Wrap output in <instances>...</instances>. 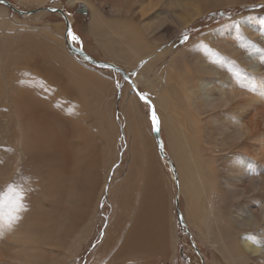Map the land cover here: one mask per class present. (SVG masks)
Segmentation results:
<instances>
[{
	"label": "bare ground",
	"instance_id": "bare-ground-1",
	"mask_svg": "<svg viewBox=\"0 0 264 264\" xmlns=\"http://www.w3.org/2000/svg\"><path fill=\"white\" fill-rule=\"evenodd\" d=\"M84 1L92 9L89 26L104 54L133 72L145 65L140 85L153 93L177 163L187 219L195 233L219 251L225 264H264L261 31L247 20L241 21V26L229 24L205 35L207 42L201 44L197 39L187 48L189 52H206L212 47L210 59L203 53L192 55L182 50L173 57L162 52L155 61V49L165 43L160 39L176 36L180 28L203 13L202 7L189 0H150L144 3L145 9L159 3L175 9L163 8L162 23L158 17L155 24L148 19L138 27L125 19L134 18L132 12L140 6L135 5L136 0H123L120 9L111 7L117 21L101 15L95 6L102 4L97 0ZM64 21L34 32L44 31L47 42L23 33L16 38L0 34V106L11 107L10 113L0 111V264H73L88 244L92 223L97 220L91 207L105 179L101 170H109L115 157L113 85L75 62L69 40L65 43V34L67 38L71 33L66 25L70 21L65 17ZM166 23L171 26L164 28ZM0 27L5 32L11 30L7 22H0ZM156 63L157 74L151 78L148 68ZM137 64L139 68L134 69ZM25 77L36 81L42 77L52 86L50 95L37 96L21 81ZM137 78L134 74L129 87L140 96ZM61 91L67 97L65 109L52 102ZM126 100L129 128L140 145L144 142V147L137 149L138 156H147L139 159L141 166L133 167L130 177L120 181L122 185L115 186L117 192L111 187L109 233L112 229L118 238L110 246L105 236L104 244L87 264L127 262L123 255L132 256L128 257L132 264H142L138 256L155 254L160 236L168 249L175 241H170L165 229L166 189L154 178L159 177V170L155 172L151 165L154 149L139 116V100L134 96Z\"/></svg>",
	"mask_w": 264,
	"mask_h": 264
},
{
	"label": "rangeland",
	"instance_id": "rangeland-1",
	"mask_svg": "<svg viewBox=\"0 0 264 264\" xmlns=\"http://www.w3.org/2000/svg\"><path fill=\"white\" fill-rule=\"evenodd\" d=\"M6 1L12 3L17 11H26L28 14L31 13V16L22 17V14L12 10V8L0 4V22H7L8 25L11 26V30H8V32H5V30L1 29L0 27V34L8 35L10 33L9 35L16 38L18 34L23 33V35L28 38L34 37L44 41V31H40L39 33L38 31L37 33L34 32L46 24H49L54 28V25L66 22L64 21L63 15L59 13L44 12V10L47 8H59L62 9L65 15H67L69 18L68 20L70 22L66 23V25L71 27V33H74L76 37V39L73 40L70 36V33L67 35V38L65 34L66 44L68 39L71 47L77 50H82L84 54L91 56L94 60L110 62L116 65L122 69L131 79H134V74L136 77H138L136 81L139 83L140 96H136L135 93H133L132 88L130 89L131 86L129 84V79L125 78L121 72L115 70L113 71L112 69L99 68L90 62H87L85 58H82L77 54L75 55L72 53V55L70 53L73 57H75L77 60H75V62L78 65L82 66L83 68L91 69L93 72L102 75L106 80L112 83L113 92L115 93L114 114L112 117L117 124V132L115 133L116 137L114 139V145H116L115 157L109 170H101V175L104 176L105 179L103 181V186H101L100 190L98 191L93 206L91 207L92 217L96 213L97 220L95 223H92L93 229L88 244L84 245L81 252L77 255V257H75L74 262L72 261L73 264H87L88 260L98 249V247H101L104 244L102 241L105 236L109 239V241H111L110 246L112 245L113 241L118 238L112 235V229L109 233V229L112 228V202L110 199L111 187L113 186L117 192L116 188L120 186V181L123 183V181L127 179L129 175H131L133 167L141 166L139 159L143 156H147V154L138 156L137 149H139V147L143 148L144 142L140 145L139 139L137 140L136 135L132 133L133 130H130V122H128L126 118L125 107H127L128 104V102H126L128 100L126 99L132 96L137 97L139 100L136 103L137 107H139V116L144 122V132L146 133L148 137L147 139L150 142L149 145L152 149H154V158H150V161H152V167H156L155 172L159 170V177L154 178L158 183L159 181L162 182V186L166 189L165 206L167 208L168 226L165 224V229L168 231L167 234H170V241H172V238H175V241L173 239L172 247L168 249L164 244L163 237L160 236L161 242L158 241V249L156 250V253L140 254L138 256L139 260L143 262L142 264H225L226 262H223L219 251L210 245L200 234V236L197 235L187 219V201L184 194L180 191V180L177 163L173 154L170 152L165 128L160 123L158 108L153 102V93L149 92L144 88V86L140 85V78L143 71L145 70V65L142 63L139 71L136 70L133 72L104 54L105 52L102 49V45L97 41L95 34L89 26L91 20L89 11L91 8L84 0H75L76 2L74 4L71 0ZM122 1L123 0H97V3L102 5H96L95 7L97 10H99L101 15H104L106 18H114L113 20L117 21V17L113 14L111 7H117L120 9ZM149 1L150 0H136L135 5L140 4V6L139 9H135L132 12L134 18H127L125 16V19H131L130 22L132 23L134 21L132 24L138 27L144 25L148 19H151V23L155 24V21L158 17H160L159 20L162 23L165 19L163 16V8L169 11H173L175 9L163 7L160 3L157 6H152L149 9H145V6L143 5ZM226 1L228 0H189L190 4H193L196 7H202L203 13L193 18V20L190 21L187 26L180 28L176 36L171 38L164 36L163 39H160L162 40L161 42L165 43L161 47L155 49L153 59L156 61L162 52L169 55L170 57H173L177 52L182 50H185L188 54L192 55L203 53L206 58L210 59V53L214 51L212 47L206 52H202V50L189 52L187 51V48L197 39L201 44L203 42H207L204 36L208 35L210 32L212 33L229 24H239V26H241V21L244 20H247L249 24L251 22L254 23V26L261 31L259 34V36L262 38L261 42H264V0H244L242 2L236 3H223ZM42 12L45 14L38 16V14H41ZM141 12H144L143 15ZM261 18L263 19L262 23L260 22ZM167 24L168 23H166L164 28L167 27ZM168 25L171 26V24ZM147 28L149 29V32L152 31L151 27L147 26ZM241 29L243 30V28ZM164 33L165 31L163 32V35ZM152 36L153 35L151 34V38H153ZM185 37H187V39H185ZM44 42H47V40ZM254 44L257 45V42ZM259 45L261 46L260 49L264 51V45L262 43ZM66 47L68 50H70L68 45ZM156 66L157 63L153 67L148 68V74L151 78H154L157 74V69L155 70ZM134 67V69H136V67L139 68V64L135 65ZM21 81L27 86L31 87L35 94L40 98H46L50 95V89L52 86L47 85V82L42 77L37 79V81L35 79L32 80L29 77H25L22 78ZM34 86H37V88L34 89ZM43 86H46L47 89H42ZM141 96L144 98H141ZM66 99V95L63 93V91H61V93L52 99V102L65 109L64 104L66 103ZM153 109L155 110L156 116L159 119V136L162 142V149L159 148L158 139L154 129L155 126L153 125ZM0 111L4 113H10L11 107L10 105H1ZM95 131L98 132L97 129ZM97 134L98 137H95V139H99L100 145L101 135L99 133ZM174 169L177 173L173 172ZM176 174L179 185L175 179ZM141 182L142 180L140 178L138 184ZM11 183L10 186L13 185ZM126 185L128 184H125V189ZM129 195H131V193ZM179 216L182 217L184 225L180 223ZM109 236L111 238H109ZM123 256L126 257L125 260L127 262L120 264H132L128 260V257L132 258V256ZM114 262L116 263L118 261L114 260Z\"/></svg>",
	"mask_w": 264,
	"mask_h": 264
},
{
	"label": "water",
	"instance_id": "water-1",
	"mask_svg": "<svg viewBox=\"0 0 264 264\" xmlns=\"http://www.w3.org/2000/svg\"><path fill=\"white\" fill-rule=\"evenodd\" d=\"M0 4H4V5L11 6L12 10L16 11V10L12 7V5H11L8 1H6V0H0ZM61 14L63 15V17L66 18V20H68L67 16L65 15V13H64L63 11H61ZM68 22H69V20H68ZM71 50H72V52H73L74 54H77V55H79L80 57L85 58V59L87 60V62H90L91 64H93V65H95V66L101 67V68H103V69L106 68V69H112V70H115V71H119V72H121V73L124 75L125 78H127V79H129V81H131V78H129L128 75H127L122 69H120L119 67H117L116 65H114V64H112V63H110V62H105V61H97V60H94V59L90 60V58H89L90 56H88L87 54H84V52H83L82 50H77V49H75V48H73V47H71ZM137 91H138V90H137ZM138 94H139V92H138ZM139 95H140V94H139ZM155 133H156V137H157V139H158V145H159V148L162 149V142H161V140H160V136H159V133H158V131L156 130V128H155ZM179 220H180V223H181L182 225H184V222H183L181 216H179Z\"/></svg>",
	"mask_w": 264,
	"mask_h": 264
},
{
	"label": "snow or ice",
	"instance_id": "snow-or-ice-1",
	"mask_svg": "<svg viewBox=\"0 0 264 264\" xmlns=\"http://www.w3.org/2000/svg\"><path fill=\"white\" fill-rule=\"evenodd\" d=\"M70 36L72 37L73 40L76 39L74 33H70ZM185 39H187V37H185ZM117 86H119V85H117ZM141 98H144V97L141 96ZM152 119H153V125L156 126V130L159 131V130H160L159 127H158V125H159V119H158V117L156 116V113H155V110H154V109H153Z\"/></svg>",
	"mask_w": 264,
	"mask_h": 264
},
{
	"label": "crops",
	"instance_id": "crops-1",
	"mask_svg": "<svg viewBox=\"0 0 264 264\" xmlns=\"http://www.w3.org/2000/svg\"><path fill=\"white\" fill-rule=\"evenodd\" d=\"M91 12H92V10L90 9V11H89V14L91 15ZM159 21V20H158ZM115 61V60H114ZM121 64V63H120ZM123 67H125L123 64H121ZM126 69H128L127 67H125ZM128 70H130V69H128ZM131 71V70H130Z\"/></svg>",
	"mask_w": 264,
	"mask_h": 264
}]
</instances>
